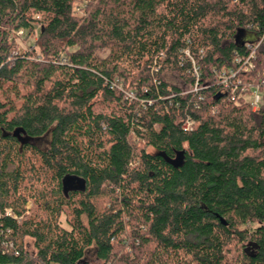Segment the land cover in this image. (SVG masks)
Wrapping results in <instances>:
<instances>
[{
  "label": "trees",
  "instance_id": "16d2710c",
  "mask_svg": "<svg viewBox=\"0 0 264 264\" xmlns=\"http://www.w3.org/2000/svg\"><path fill=\"white\" fill-rule=\"evenodd\" d=\"M74 1L0 0V264H264V0Z\"/></svg>",
  "mask_w": 264,
  "mask_h": 264
},
{
  "label": "rangeland",
  "instance_id": "374dc122",
  "mask_svg": "<svg viewBox=\"0 0 264 264\" xmlns=\"http://www.w3.org/2000/svg\"><path fill=\"white\" fill-rule=\"evenodd\" d=\"M86 4H87V0H75L74 1V7H75V11H76V13L77 14H79V15H81L82 14V11H83V8L86 6ZM37 27H36V32H35V34L33 35V36H25L23 33H22V31H18L16 34H15V42H16V44H17V49H16V53H18V54H20V53H22V51H23V49H28V48H30L31 47V45L32 44H34V42H37ZM247 39L248 40H252L253 39V37L251 36V35H249L248 37H247ZM260 44V41H257L256 42V47L258 46ZM253 52H255L254 50H253ZM107 53H108V51H106V50H101L99 53H98V58H103V57H105L106 55H107ZM253 58H255V53H253ZM252 58V59H253ZM247 69L246 70H248L249 68H253V64L251 63V65H249V66H247L246 67ZM223 77H225V76H223ZM165 78H166V80L169 82V83H171V84H174V85H176V86H179L182 90H186V86L177 78V77H175L174 75H171V74H167L166 76H165ZM118 80L119 79H116V81H115V83H117L118 82ZM119 83H120V85L119 84H117L118 85V87L119 88H122L123 86L121 85V80H119ZM128 93H130V92H128ZM240 98L245 102V103H248L250 106H251V110L252 111H256L258 108H254V107H252V103L254 102V101H259V103H260V101H261V99H260V91L258 90V88H254V89H252V91L251 92H246V94H242V95H240ZM260 105V104H259ZM258 105V106H259ZM30 206H31V204L30 203H28L27 205H26V209L28 210V209H30ZM32 244H33V241L31 240V239H28V238H26V239H24V246H25V249L28 251V252H30V253H33V246H32ZM159 259H158V263L159 264H168L167 263V261L165 260V258H164V256H160V257H158ZM86 259H87V261L90 263V264H99V261L98 260H96V258H95V256H94V249H90V250H88L87 251V254H86Z\"/></svg>",
  "mask_w": 264,
  "mask_h": 264
},
{
  "label": "built area",
  "instance_id": "2783aa9c",
  "mask_svg": "<svg viewBox=\"0 0 264 264\" xmlns=\"http://www.w3.org/2000/svg\"><path fill=\"white\" fill-rule=\"evenodd\" d=\"M249 47V49H250V55H249V57H248V59H247V64L249 63V65H251V63H250V60L253 58V50H255V48H256V45H253L252 47H250V46H248ZM248 65V66H249ZM247 68H245V70H246ZM195 70V75L197 76L198 74H197V72H196V69H194ZM226 81H227V79H226V77H223V80H222V83L225 85L226 84ZM126 97L127 98H129V99H132L133 98V94L130 92V93H127L126 94ZM258 105H259V101L257 100V101H254L253 103H252V107H254L255 109L256 108H258ZM192 124H193V122H192V120H190V119H187L185 122H184V124H183V130H185V131H189V130H191L192 129ZM6 215L7 216H10V217H13V214H12V212H11V210H6ZM51 264H55V263H51Z\"/></svg>",
  "mask_w": 264,
  "mask_h": 264
},
{
  "label": "water",
  "instance_id": "95a60500",
  "mask_svg": "<svg viewBox=\"0 0 264 264\" xmlns=\"http://www.w3.org/2000/svg\"><path fill=\"white\" fill-rule=\"evenodd\" d=\"M222 223H224V222L222 221Z\"/></svg>",
  "mask_w": 264,
  "mask_h": 264
}]
</instances>
